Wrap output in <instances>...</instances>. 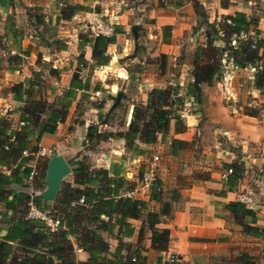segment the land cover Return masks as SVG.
<instances>
[{"label": "crops", "instance_id": "obj_1", "mask_svg": "<svg viewBox=\"0 0 264 264\" xmlns=\"http://www.w3.org/2000/svg\"><path fill=\"white\" fill-rule=\"evenodd\" d=\"M87 1L75 0L73 4L68 3L70 6L65 13L61 10L52 13L49 9L53 5H51V0H12L11 4L6 3L4 6H0V102L3 101V104H0V122L5 123L7 129L18 130L26 124L20 118L21 108L28 102L38 100L32 95V88L41 83L37 76L39 71H46L41 78L45 84H49V93L53 92L50 95H59V99L61 93L67 89L73 74L81 82L88 80L87 88L76 90L75 96L66 107L63 118L56 123L52 133H43L37 137L34 129L31 130L32 135L29 138L28 146L35 147V150H23L31 153H35L40 148L50 150L49 154L45 156H31V165L35 170L33 179L20 177L23 167H26V160L20 164V159L25 157L22 154L5 166L8 174L0 175L7 176L8 180L0 187V198H3L0 199V212L10 215L12 220L14 219L16 212L12 214L7 210L4 200L10 199L14 192L27 193L32 190L34 196L39 197V193L46 187L47 161L53 153L63 158L70 170L63 177L59 189L51 199L46 200L39 197L42 209L55 213L59 212L60 206L54 198L61 196L63 185L81 187L72 182L70 163L80 161L89 169L104 168L109 171L113 169L117 171L118 176L124 178L129 171L131 177L126 179L130 180L134 186L140 178L139 171L144 170L147 165L144 161L136 164V161L143 160L153 146L161 147L164 142L167 143L169 151L166 160L172 161L174 158H179L180 148L191 141L194 132L196 134L209 133V135L221 134L223 142L217 150L221 156L220 161H217L218 168L208 176L197 177L194 181L181 185L176 190L175 200L171 201L170 215L162 216L156 224L158 228L168 230L167 248L163 254L162 251L157 252L150 248V232L145 227H140L145 211L138 219L129 220L133 232L130 236L123 238L125 248H123L122 254L134 256L138 264H162L167 261V253H173L177 257L176 263L178 264H264L262 257L264 244V126L250 124L247 121V115L237 112L236 97L232 90L230 92L228 85L222 84L220 80L216 82L222 96L228 102L231 100L232 104L229 106L224 105L217 92H212L210 86L205 84L200 85L198 98L194 101L191 96L185 95V87L191 81L190 77V81L185 83L184 91L177 92V95L183 100L180 118L184 129L174 130L173 120H170L168 132L164 137L161 138L157 135L154 143L140 144V147L145 149L144 154H131L125 148L124 140L117 134L114 138L109 136L107 140H97L90 144L85 142L87 127L89 125L96 126L98 123L100 107L96 105H101L98 96L104 90L108 96H113L116 95L118 85L134 84L144 96V99L140 98L142 99L141 104H144L145 95L149 90L161 88L163 82L154 79L156 72L153 71L155 69L144 74L141 72L144 71V67L140 65L142 62L137 61L138 75H141L142 78L136 82L137 78L136 76L135 78L131 77V70H128L127 64L120 61L121 56H125L130 47L132 40L127 37V33L129 30L131 32L132 26L143 21V23L157 27L158 33L162 32V35L156 46L158 53L163 54V49L169 46L168 43L173 32H177L178 25L184 23L179 21L191 18L192 9L187 8V16H179L178 9L182 5L177 6L174 0L170 9L154 6L146 8L148 3L145 7H141L143 11L138 13L131 5L125 7V4H122L121 10L116 13L113 11L108 15L99 9L94 10L93 5ZM186 1L187 3L195 1L199 6L206 4L209 9L208 21H213V19L218 21L221 15L232 14L234 11L244 12L248 18L247 3L250 0L240 2L237 0ZM220 1H225V5L221 6ZM211 2L212 5H210ZM40 4H42L41 7ZM64 4L66 3L64 2ZM74 4H80L83 8L68 15ZM35 10L38 12L33 14ZM6 17H8L7 22H5ZM97 21L111 24L113 29L116 28L119 31L114 35V43L108 45L105 50L106 61L104 64L94 65L90 57V46L85 45L82 50V61L78 62L76 58L79 54L78 35L80 32L89 31L90 26H93ZM164 26H169V30H163ZM250 28L257 29L261 38L264 39V34L261 33L263 27H258L256 22H253ZM13 56L19 57L15 66L12 64ZM13 66L16 69L10 70V67ZM30 79L35 83L29 82ZM9 80H13L12 83H9ZM183 80L182 77L178 84H182ZM246 80L249 84L252 79ZM18 82H22L24 87L28 88V94L22 95L20 101L14 100L9 91V87ZM30 83L32 85L29 88ZM96 85H99L98 87L103 90L94 88ZM249 88L253 94L258 90L253 85H250ZM51 100L47 101L50 105ZM130 100L128 116L131 118L134 103L132 98ZM191 105L193 106L192 110L189 109ZM211 108L215 112H211ZM105 112L107 114L109 109L107 108ZM41 117L43 119V116ZM130 118L128 119L130 120ZM171 139L181 142L174 149V154L171 153ZM216 143L219 142L215 141L214 146ZM176 161L182 162L181 159H176ZM227 164H234L241 170L240 178L231 185H227L225 182L227 176L223 177V173L228 168ZM182 165H186V162ZM167 170L168 164L165 163L160 169L161 177H157L161 189H163L165 176L168 175ZM9 173H12V176H8ZM16 177L19 181L15 179ZM245 187H251L254 190L258 202L251 208L254 212L252 216L235 218L225 210L224 205L236 201V194ZM122 192L124 190L120 194ZM138 197L147 201L149 208L157 209L158 206H154L155 202L149 200V195L138 194ZM100 217L105 218L103 215ZM82 223V218L77 221L78 225H82ZM243 223L256 227L261 234L248 232L243 227ZM3 227L5 228V226ZM114 231L115 228L111 233L100 232V237L110 244L108 248L110 252L116 245V240L113 237ZM2 233H5V229L2 230ZM68 238L74 248L75 260L77 262L84 261L87 257L86 252L81 249L76 251V248L79 247L76 246L75 239L72 236ZM14 251L15 254H18L20 250L15 249ZM158 256L161 260L157 263Z\"/></svg>", "mask_w": 264, "mask_h": 264}, {"label": "trees", "instance_id": "obj_2", "mask_svg": "<svg viewBox=\"0 0 264 264\" xmlns=\"http://www.w3.org/2000/svg\"><path fill=\"white\" fill-rule=\"evenodd\" d=\"M11 2L12 0H0V6H4L6 3L11 4ZM180 2L181 0H175L177 6L181 4ZM192 5L193 8L196 7L197 2L194 1ZM220 5L224 6L225 1H220ZM82 8V5L74 4L68 15ZM7 21L8 17L5 18V22ZM210 24L212 31L207 34L212 35L219 31L221 35L214 37V39L222 38L226 44H230L231 35H237L241 31L248 30L253 25V21L247 18L244 12L234 11L232 14L221 15L220 21ZM169 28V26H164L163 30H169ZM253 29L257 31V29ZM118 32L116 28L109 36H92L89 31L80 32L77 42L79 51L76 57L77 61H82L83 47L89 45L90 57L94 65L104 64L106 61L105 50L108 45L114 43V35ZM214 39H207V45H210ZM255 44L256 48L251 49L249 42L235 37V44L228 45L229 48L220 49L219 53L225 51L226 56L230 57L234 64L241 67L247 63L246 61L252 60L251 63L257 66V71L248 86L253 85L261 89L264 84V39H257ZM200 50L201 47H197L195 57L198 56ZM18 59V56L12 57L14 66ZM209 60L207 63L192 68V81L188 82L185 87V95L191 96L194 101L198 98L200 85L211 86L216 79L218 62L215 60L213 63V57H209ZM14 66L10 67V70L16 69ZM29 82L35 83L31 79ZM31 85L30 83L29 88ZM87 86L88 80L81 82L73 74L67 89L61 93L57 104L50 105L44 101L35 100L22 106L20 118L26 124L18 130H9L5 123L0 122V166H7L12 159L19 157L23 149L35 150V147L28 146L29 138L32 135L31 130L34 129L37 137L43 133H52L56 123L63 118L66 107L75 96L76 90L85 89ZM98 86L96 85L94 88L103 90ZM9 91L16 101H20L22 95L28 94V88H25L22 82L10 86ZM182 103V98L170 86L149 90L144 104L133 105L131 118L125 130L117 133L124 140L125 148L134 155L144 154L145 149L141 148L140 144L154 143L157 135L161 138L164 137L168 132L170 120H173L174 130H183L184 124L179 116ZM245 114H249V112L245 111ZM110 134L106 131H97L95 125H89L85 133V142L90 144L97 140H107ZM170 144L171 153L174 154V149L181 142L171 139ZM26 158H21L20 164ZM70 165L73 175L72 182L81 187L64 184L61 196L54 198L60 206L59 212L53 213L60 221L57 230L49 232L41 221L24 218L28 199L27 193L14 192L10 199H4L6 201L5 208L12 214L16 212V216L12 220L10 215L0 212V264H138L134 256L122 254V250L125 248V243L122 240L133 232L129 220L138 219L144 211V219L141 221L140 227H145L150 232V248L157 252L167 248L168 230L158 228L156 224L162 216L170 215L171 201L175 200L176 191L171 193L169 200L164 201L162 190L157 191L155 189V184L160 185L156 179L149 190V200L158 204L157 209L154 210L149 208L147 201L120 196L121 191L131 189L133 184L123 176H118L116 170L89 169L80 161H75ZM226 166L231 168V173L227 175L225 182L227 185H231L240 178L241 170L234 164H227ZM28 171V167H23L20 177H27ZM141 172L142 170L139 171L140 174ZM8 176H12V173H9ZM7 178V176L0 175V187L8 180ZM15 179L19 181L17 177ZM79 197H82L81 203H78ZM32 200L37 207L42 209L41 199L38 196H33ZM224 208L235 218L252 216L254 213L252 209L244 207L237 201L226 203ZM101 215L105 218H101ZM81 218L83 223L78 225L77 221ZM243 227L252 234H261L256 227L244 223ZM113 228H115L113 237L116 240V245L110 252L107 242L100 237V232L111 233ZM4 229L5 233H2ZM69 236L75 239L77 247L86 252L87 257L84 261L77 262L75 260L74 248L69 241ZM15 249L20 250L18 254H15ZM262 257L264 259V244ZM160 260L161 258L158 256L157 263ZM162 264L178 263L164 261Z\"/></svg>", "mask_w": 264, "mask_h": 264}, {"label": "rangeland", "instance_id": "obj_3", "mask_svg": "<svg viewBox=\"0 0 264 264\" xmlns=\"http://www.w3.org/2000/svg\"><path fill=\"white\" fill-rule=\"evenodd\" d=\"M74 1L75 0H51V5H53L49 9L52 13L60 10L65 13L69 9L68 6L73 4ZM240 1L242 0H237V2ZM64 2L66 4H64ZM87 2L93 5L94 10L97 11L99 9L102 13L106 12L109 15L110 13L112 14L113 11L116 13L121 10L122 4H125V7L131 5L135 9L134 11L138 13H141L143 11L141 10V7H145L148 3L149 4L146 8L154 6L156 8L170 9L174 0H166L165 3L161 0H88ZM180 3L182 6L178 9L179 16H187V8L192 9V16L188 20L186 19V21H179L184 23L178 25L177 32H173V36L170 37L168 43L169 46L163 49V54L158 53L156 46L162 32L159 34V29H157V27H153L140 21L132 26L131 32L130 30L128 31L127 37L132 41H130V47L127 54L121 56L122 58L120 61L121 63L127 64L128 70H131V77L135 78L136 76V82L142 78L141 75H138L137 70V61H140L142 62L140 65L144 67V71L142 70L141 72L144 74L155 69V71H153L156 72L154 79L163 82L161 88L170 86L171 88H174V91L182 93L184 91L185 83L190 81L189 79L191 77L192 68L209 62V57H213V63L217 60L219 66L216 79L213 81L210 88L212 92H217L224 105L229 106V104H232L230 103L231 100L228 102V100L222 96V93H220L219 88L216 86V82L220 80L222 75L221 57L225 52L222 51L220 54V49L229 48L228 45L231 44H226L222 38L214 39V37L221 35L219 31L216 34H207L212 31L210 23H217L218 21H215V19H213V21L207 20L209 9L206 4L203 6L197 5L193 8V2L187 3L186 0H181ZM41 6L42 4H40V7ZM247 9L248 18L253 22H256V26L263 27L261 33L264 34V0H250V2L247 3ZM37 12L38 11L35 10L33 14H36ZM212 38L214 40L211 41L210 45H207V39ZM197 47H201V50L198 51V56L195 57ZM246 62L247 63L245 64L254 65V63H251L252 60ZM45 72V70L39 71L37 76L41 83L36 84L32 88V95L42 102L44 101L48 103L47 101L52 99L50 103L57 104L59 102V95L51 96L50 94L53 92L49 93V84H45L41 78ZM245 74L246 71L244 70L237 71L234 79L230 85H228L230 87V92L232 90L236 97L235 107L238 113L245 114V111L249 112V114L245 115L248 116L247 121L250 124L264 126V84L261 89H258L253 94L247 84ZM182 77L184 78L182 84H178V81H180ZM12 81L13 80H9L8 82L12 83ZM117 92L121 93L122 96L120 95L119 100L115 105L116 95L108 96L105 90L98 96L101 105H96L100 106L98 113L101 115L97 117L98 123L96 124V129L100 132H110V138L116 137L117 133L125 130L129 120L128 118H130V116H128L130 108L129 102H131L130 98L133 99L134 104H140L142 99H144V96L141 95V91L134 84L129 86L118 85L115 93ZM141 97L142 99H140ZM0 104L2 105L3 101L0 102ZM192 107V105L189 106V109L192 110ZM107 108L109 109V112L105 114ZM210 111L215 112L213 108H211ZM102 114L104 115L102 116ZM215 141L219 142L216 143V146H214ZM222 142L221 134L209 135V133L200 132L199 134H196L194 132L191 141L180 148L178 153L179 158L176 159H181L182 162H177L175 158L172 161L166 160L169 149L167 148V143L164 142L161 147L153 146L145 155V158L139 160V162L136 161V164L141 163V161L147 163L150 160L151 155L157 152L160 160L154 172L156 177H161L160 169L163 167V164H168V175L165 176L163 189H161L162 199L167 201L169 200L171 193L178 190L181 185L192 182L197 177L208 176L218 168L217 161H220L221 156L220 153H217V150ZM184 162H186V165L183 166L182 164ZM125 177L130 178L131 173L128 171L125 174ZM154 206L157 207L158 204L155 203Z\"/></svg>", "mask_w": 264, "mask_h": 264}, {"label": "built area", "instance_id": "obj_4", "mask_svg": "<svg viewBox=\"0 0 264 264\" xmlns=\"http://www.w3.org/2000/svg\"><path fill=\"white\" fill-rule=\"evenodd\" d=\"M163 3L166 2V0H161ZM212 5V2L210 3ZM220 19H218L219 21ZM90 34L92 36L97 35H103V36H109L113 32V28L111 24L102 23L101 21H97L93 26H90L89 28ZM235 37L242 41L249 42V47L251 49L256 48V40L261 38L260 34L254 30L253 28H249L246 31H241L237 35L232 34L230 38V44H235ZM221 78L220 81L222 84L230 85L232 80L234 79L237 71L244 70L246 71V79H252L254 73L257 71V66L251 65V64H245L244 66H238L237 64H234L232 62V59L230 57L226 56V53L224 52L221 57ZM192 81V79H191ZM240 85V83H239ZM9 95V94H8ZM179 116L181 117L182 114L179 111ZM4 148H6L4 146ZM50 150L45 148H40L35 153L28 152L27 150H22L21 154L24 155L26 158L25 166L29 168L27 178L33 179L35 176V170L33 169L31 162V156L36 155L38 157L45 156L49 154ZM160 158L158 153H153L150 157V160L147 162V165L144 169V171L141 173L140 178L136 182V184L131 189H126L124 192L120 194L122 197L126 198H138V194H147L149 195L150 187L153 186L154 181L157 179L156 175L154 174L155 168L158 165ZM229 173H231V168H226L225 172L223 173V177H226ZM0 174H8L7 169L5 166H0ZM155 189L157 191L161 190V186L159 184H155ZM28 199L26 201V207H25V213L24 218H30V219H37L41 221L44 225V227L49 231L53 232L57 230L59 226V219L50 211L40 209L36 206V204L33 202L32 198L34 196V193L32 190H29L27 192ZM236 201L241 203L246 208H253L254 205L258 202L257 194L254 192V190L251 187H245L240 192L236 194ZM82 202V197L78 198V203ZM151 209V208H150ZM108 248L110 247V244L107 243ZM80 248H76V251H79ZM163 254V251H162ZM133 260V258H132ZM166 260L169 262H176L177 257L173 253H167L166 254Z\"/></svg>", "mask_w": 264, "mask_h": 264}, {"label": "water", "instance_id": "obj_5", "mask_svg": "<svg viewBox=\"0 0 264 264\" xmlns=\"http://www.w3.org/2000/svg\"><path fill=\"white\" fill-rule=\"evenodd\" d=\"M119 97L120 93H116L114 105L118 102ZM69 172V166L65 160L53 153L47 161L46 187L39 193V197L46 200L51 199L59 189L63 177Z\"/></svg>", "mask_w": 264, "mask_h": 264}]
</instances>
